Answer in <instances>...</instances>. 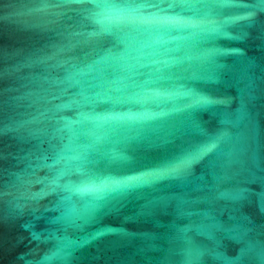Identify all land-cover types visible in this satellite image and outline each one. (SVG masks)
Masks as SVG:
<instances>
[{
	"label": "water",
	"instance_id": "obj_1",
	"mask_svg": "<svg viewBox=\"0 0 264 264\" xmlns=\"http://www.w3.org/2000/svg\"><path fill=\"white\" fill-rule=\"evenodd\" d=\"M41 7L0 0V264H40L57 245L58 264H264V11L199 41L226 53L214 57L217 67L201 65L212 79L178 82L222 103L176 112L137 139L119 142L117 135L90 145L76 137L73 150L97 177L139 174L209 135L222 139L187 174L109 193L73 226L61 219L65 197L81 205L52 183L67 163L53 153L69 147L64 121L89 111L71 102L82 100L81 87L99 83L68 86L84 79L73 66L86 72V64L123 45L107 35H70L94 30L86 13L72 10L90 4Z\"/></svg>",
	"mask_w": 264,
	"mask_h": 264
},
{
	"label": "snow or ice",
	"instance_id": "obj_2",
	"mask_svg": "<svg viewBox=\"0 0 264 264\" xmlns=\"http://www.w3.org/2000/svg\"><path fill=\"white\" fill-rule=\"evenodd\" d=\"M38 11L66 5L90 4L92 7L72 9L86 13L94 25L91 33L73 32L70 35L90 40L103 36L114 37L113 43L123 45L121 53L109 51L100 59L86 64L87 71L74 65L76 75L83 80L75 83L91 84L81 87V101H72L79 111L75 120L64 121L72 137L68 149L53 153V159L66 161L64 169L52 178V183L73 194L80 207L72 204V197L61 214V219L75 226L77 220H86L109 193L152 184L158 180L173 179L187 174L191 166L218 148L221 136H207L203 142L191 143L179 153L166 157L151 167L132 175L97 177L84 170L82 160L73 150L76 137L84 136L88 144L109 142L118 135L119 142L137 139L146 130L164 122L176 112H190L197 108L222 103L203 93L194 92L183 83L190 79H212L201 69L202 64L217 67L214 57L226 53L216 48L197 46L201 40H212L226 35L223 29L240 20L251 22L257 11H264V0H37ZM94 73V75H92ZM195 73V75H194ZM108 78L105 79L104 77ZM105 102L97 111L96 104ZM71 105H59L58 108ZM75 125V127H74ZM88 134V135H85ZM114 161L124 158L113 155ZM75 161V163H74ZM80 173L77 183L59 184L61 178ZM217 181L222 179L216 177ZM47 183V181H44ZM227 196L228 193H221ZM3 193L0 192V197ZM35 198V197H33ZM26 230L32 231L27 222ZM34 236L38 235L33 233ZM93 233L90 239H94ZM63 259V246H55L46 253L40 264H58ZM231 264H236L235 261Z\"/></svg>",
	"mask_w": 264,
	"mask_h": 264
}]
</instances>
